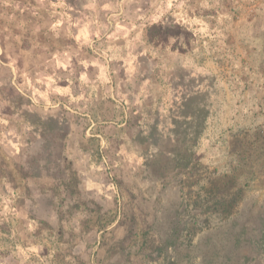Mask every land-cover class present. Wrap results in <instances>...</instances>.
<instances>
[{"label": "rangeland", "instance_id": "374dc122", "mask_svg": "<svg viewBox=\"0 0 264 264\" xmlns=\"http://www.w3.org/2000/svg\"><path fill=\"white\" fill-rule=\"evenodd\" d=\"M0 264H264V0H0Z\"/></svg>", "mask_w": 264, "mask_h": 264}]
</instances>
